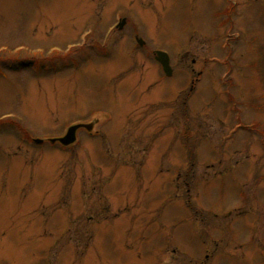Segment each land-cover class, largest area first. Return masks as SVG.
Wrapping results in <instances>:
<instances>
[{
  "label": "rangeland",
  "instance_id": "rangeland-1",
  "mask_svg": "<svg viewBox=\"0 0 264 264\" xmlns=\"http://www.w3.org/2000/svg\"><path fill=\"white\" fill-rule=\"evenodd\" d=\"M0 51V264H264V0H0Z\"/></svg>",
  "mask_w": 264,
  "mask_h": 264
},
{
  "label": "water",
  "instance_id": "water-1",
  "mask_svg": "<svg viewBox=\"0 0 264 264\" xmlns=\"http://www.w3.org/2000/svg\"><path fill=\"white\" fill-rule=\"evenodd\" d=\"M140 44H142V42H139ZM157 60L158 62L161 64L164 72L166 74H170V68H169V64H168V57L166 56V54H163V53H157ZM80 127H84L86 128L87 130H91V125H82V126H74V127H71L66 136L60 140H58L63 146H68L72 143H74L75 141V132L77 129H79ZM54 142V141H52Z\"/></svg>",
  "mask_w": 264,
  "mask_h": 264
},
{
  "label": "trees",
  "instance_id": "trees-1",
  "mask_svg": "<svg viewBox=\"0 0 264 264\" xmlns=\"http://www.w3.org/2000/svg\"><path fill=\"white\" fill-rule=\"evenodd\" d=\"M5 67V69H6V66H4Z\"/></svg>",
  "mask_w": 264,
  "mask_h": 264
},
{
  "label": "bare ground",
  "instance_id": "bare-ground-1",
  "mask_svg": "<svg viewBox=\"0 0 264 264\" xmlns=\"http://www.w3.org/2000/svg\"><path fill=\"white\" fill-rule=\"evenodd\" d=\"M113 31H114V30H113ZM113 31H112V32H113Z\"/></svg>",
  "mask_w": 264,
  "mask_h": 264
}]
</instances>
